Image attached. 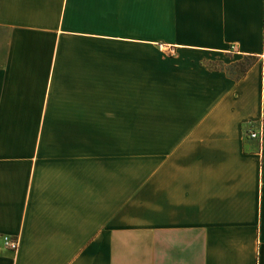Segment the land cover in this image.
Listing matches in <instances>:
<instances>
[{
    "label": "crops",
    "instance_id": "crops-1",
    "mask_svg": "<svg viewBox=\"0 0 264 264\" xmlns=\"http://www.w3.org/2000/svg\"><path fill=\"white\" fill-rule=\"evenodd\" d=\"M0 264H264V0H0Z\"/></svg>",
    "mask_w": 264,
    "mask_h": 264
},
{
    "label": "trees",
    "instance_id": "trees-1",
    "mask_svg": "<svg viewBox=\"0 0 264 264\" xmlns=\"http://www.w3.org/2000/svg\"><path fill=\"white\" fill-rule=\"evenodd\" d=\"M248 60H250V59L249 58H244L243 61L233 65V67L235 68V73H236L237 76L238 75H243L244 72L248 69V67L251 64V62H248Z\"/></svg>",
    "mask_w": 264,
    "mask_h": 264
},
{
    "label": "built area",
    "instance_id": "built-area-1",
    "mask_svg": "<svg viewBox=\"0 0 264 264\" xmlns=\"http://www.w3.org/2000/svg\"><path fill=\"white\" fill-rule=\"evenodd\" d=\"M250 137H255V133H249L248 134ZM2 244L5 246L8 250L14 251L17 247V242L16 240H9L6 236L2 237Z\"/></svg>",
    "mask_w": 264,
    "mask_h": 264
},
{
    "label": "rangeland",
    "instance_id": "rangeland-1",
    "mask_svg": "<svg viewBox=\"0 0 264 264\" xmlns=\"http://www.w3.org/2000/svg\"><path fill=\"white\" fill-rule=\"evenodd\" d=\"M248 62H250V60H248Z\"/></svg>",
    "mask_w": 264,
    "mask_h": 264
}]
</instances>
